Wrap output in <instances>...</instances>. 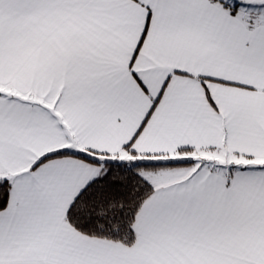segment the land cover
Returning a JSON list of instances; mask_svg holds the SVG:
<instances>
[{"label": "snow or ice", "instance_id": "snow-or-ice-1", "mask_svg": "<svg viewBox=\"0 0 264 264\" xmlns=\"http://www.w3.org/2000/svg\"><path fill=\"white\" fill-rule=\"evenodd\" d=\"M0 264H264V0H0Z\"/></svg>", "mask_w": 264, "mask_h": 264}]
</instances>
